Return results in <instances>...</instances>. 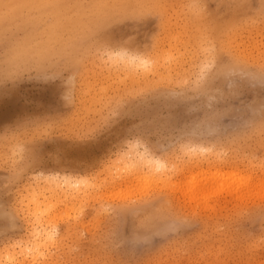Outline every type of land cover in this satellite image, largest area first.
Instances as JSON below:
<instances>
[{
  "label": "rangeland",
  "instance_id": "rangeland-1",
  "mask_svg": "<svg viewBox=\"0 0 264 264\" xmlns=\"http://www.w3.org/2000/svg\"><path fill=\"white\" fill-rule=\"evenodd\" d=\"M260 6L0 0V264H264ZM105 124L88 162L26 166L36 144L78 156Z\"/></svg>",
  "mask_w": 264,
  "mask_h": 264
},
{
  "label": "snow or ice",
  "instance_id": "snow-or-ice-1",
  "mask_svg": "<svg viewBox=\"0 0 264 264\" xmlns=\"http://www.w3.org/2000/svg\"><path fill=\"white\" fill-rule=\"evenodd\" d=\"M162 6V5H161ZM43 7L48 8H64V9H72V8H89L95 10H104L110 8L111 5L103 4V3H92V4H82V3H49L43 5ZM261 17H264V0H261V6L259 9ZM128 17L125 16V19ZM101 35L108 38L110 33L108 30H105L101 33ZM232 99H226L225 103H231ZM259 113H260V121L262 126H264V68L260 73V95H259ZM131 106L125 105L124 112L121 113L117 110L116 118H126L128 114L131 113ZM110 123V122H109ZM109 130V124H105L99 128H97L92 134L87 137H82L78 141V147L80 149V154L75 157H70L67 155L61 154L59 151H49L42 144L34 145L26 158V166L28 168H36V167H44L50 164H56L58 166H74L76 164H83L89 161L93 152L99 149L100 145L96 143L100 139H102L107 131ZM14 218V217H13ZM21 227V226H18ZM22 245L17 243L15 247L19 248ZM91 264H118L115 259H100L93 260Z\"/></svg>",
  "mask_w": 264,
  "mask_h": 264
},
{
  "label": "bare ground",
  "instance_id": "bare-ground-1",
  "mask_svg": "<svg viewBox=\"0 0 264 264\" xmlns=\"http://www.w3.org/2000/svg\"><path fill=\"white\" fill-rule=\"evenodd\" d=\"M34 2H35V1H34ZM142 2H143V1H142ZM35 3H36V2H35ZM109 55H110V54H109ZM120 58H122L121 60L123 61V64H124L123 66H125L126 68H128V67H130V66H133V67L135 68V70H136V67H137V68L141 67V68H144V69H146V68L149 67V68L147 69L146 73L143 72V74H144V75H143V76H144L143 78H146L145 76H146L148 73H155V72H157V70H158V66H157V65H154L155 62H154V63H153V61L150 62V61L146 60L145 57H144V58H141V57H139V58L137 57V58H136V57H134V56H133V57H132V56H128V57L125 56V57H124V52H123V53L120 55ZM117 60H118V59H117ZM121 60H120V61H121ZM112 61H113V60H112ZM115 63H116V62H115ZM130 68H131V67H130ZM130 68H129V69H130ZM128 71H129V70H128ZM141 74H142V73H141ZM141 74H140V75H141ZM131 77H133V75H132V76L130 75V78H131ZM131 80H132V79H131ZM138 80H139V79H138ZM134 82H137V81L134 80ZM139 144H140V143H139ZM143 147H144V146H143ZM201 148H202V147H201ZM188 150H189V149H188ZM194 151H195V150H194ZM133 152H134V151H133ZM133 152H132V153H133ZM132 153H131V154H132ZM135 153H136V152H135ZM143 153H144V152H143ZM193 153H194V152H193ZM145 155H146V154H145ZM196 155H197V154H196ZM196 155H195V156H196ZM148 156H149V155H148ZM151 156H152V155H151ZM138 157H139V156H138ZM139 158H140V157H139ZM145 158H146V157H145ZM149 158H151V157H149ZM194 158H195V157H194ZM140 159L142 160V158H140ZM140 159H139L138 161H140ZM131 160H132V159H131ZM157 160H158V159H157ZM138 161H137V162H138ZM197 161H198V160H197ZM199 161H200V160H199ZM207 161H208V160H207ZM127 162H128V161H127ZM130 162H131V161H130ZM130 162H129V163H130ZM140 162H141V164H142V161H140ZM151 162H152V159H151V161H149L148 159H147V160L143 159V163L145 164V165H144V164H143V165H144L145 167H148V165H149L148 163H151ZM161 162H162V161H156V162H153V163H154V165H155V167H156V170L159 171V173L163 174L162 176L166 177V176H167V171L164 170V169H166V168H168V167L164 168V167H165L164 165H166V164L163 165ZM135 163H136V162H133V164H135ZM153 163H152V164H153ZM163 163H164V162H163ZM130 164H131V163H130ZM133 164H132V165H133ZM138 164H139V163H138ZM201 164H202V163H201ZM196 166H198V165H196ZM196 166H195V167H196ZM145 167H144V168H145ZM152 167H153V166H152ZM169 167H170V166H169ZM191 167H192V166H191ZM193 167H194V166H193ZM174 168H177V166H176V167L174 166ZM196 168H197V167H196ZM200 168H201V167H200ZM200 168H199V169H200ZM148 169H150V168H148ZM154 169H155V168H154ZM215 169H216V168H215ZM215 169H213V170L215 171L214 173L211 172L212 170H210V172H209V170H208V172H209V173H208V176H209V177L206 178V179H204V182H205V180L207 181V179H209L208 181H210V179L213 180L214 177H218V176H216V175H218L219 173H221L220 171H223V170H220V169H219L220 171L217 170V169L215 170ZM173 170H174V169H173ZM197 170H198V169H197ZM200 170H201V169H200ZM169 171H170V170H169ZM169 171H168V174L170 173ZM174 171H175V170H174ZM153 172L155 173V171H153ZM198 172H199V170H198ZM198 172H197V173H198ZM203 172L205 173V172H207V171H203ZM222 173H223V172H222ZM157 174H158V172H157ZM198 174L200 175V173H198ZM198 174H197V175H198ZM155 175H156V174H155ZM158 175H160V174H158ZM192 175H193V174H192ZM205 175H206V174H205ZM203 176H204V174H203ZM158 177H159V176H158ZM50 178H51V177H50ZM166 178H167V177H166ZM189 178H190V177H189ZM221 178H224V175L221 176ZM64 179H65V178H64ZM84 179H85V178H84ZM163 179H164V178H163ZM60 180H61V179H60ZM192 180H193V179H192ZM195 180H197V179H195ZM66 181H67V179H66ZM202 181H203V179H202ZM249 181H250V180H249ZM199 182H201V181H198V180H197L196 183H192V182H191V184H192V185H191V188H192L193 190H195L196 194L199 193V189H198V188L200 187V184H201V183H199ZM50 183H51V182H50ZM77 183H78V182H77ZM209 183H211V181H210ZM52 184H53V183H52ZM57 184H58V183H57ZM74 184H75V183H74ZM50 185H51V184H50ZM58 185H59V184H58ZM70 185H71V184H70ZM75 186H77V184H75ZM189 186H190V185L188 184L187 187H189ZM57 187H59V186H57ZM78 187H79V185H78ZM177 187H178V186H177ZM59 188H61V187H59ZM50 189H51V188H50ZM55 189H57V188L55 187ZM180 189H181V188H180ZM71 190H72V189H71ZM50 191H51V190H50ZM52 191H53V190H52ZM230 192H231V190H229V193H230ZM197 197H198L197 195H192V199H196Z\"/></svg>",
  "mask_w": 264,
  "mask_h": 264
}]
</instances>
